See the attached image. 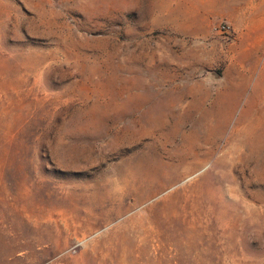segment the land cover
Wrapping results in <instances>:
<instances>
[{"label": "rangeland", "instance_id": "1", "mask_svg": "<svg viewBox=\"0 0 264 264\" xmlns=\"http://www.w3.org/2000/svg\"><path fill=\"white\" fill-rule=\"evenodd\" d=\"M0 264H264V0H0Z\"/></svg>", "mask_w": 264, "mask_h": 264}, {"label": "bare ground", "instance_id": "2", "mask_svg": "<svg viewBox=\"0 0 264 264\" xmlns=\"http://www.w3.org/2000/svg\"><path fill=\"white\" fill-rule=\"evenodd\" d=\"M250 106V105H249ZM250 110V109H249ZM247 111H244V113H246ZM242 114H243V112H242ZM252 144V143H251Z\"/></svg>", "mask_w": 264, "mask_h": 264}]
</instances>
